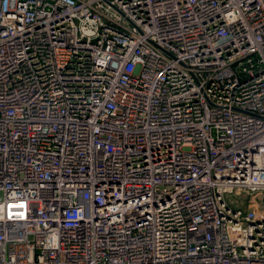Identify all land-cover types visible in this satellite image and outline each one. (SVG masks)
Returning <instances> with one entry per match:
<instances>
[{
	"label": "built area",
	"instance_id": "2783aa9c",
	"mask_svg": "<svg viewBox=\"0 0 264 264\" xmlns=\"http://www.w3.org/2000/svg\"><path fill=\"white\" fill-rule=\"evenodd\" d=\"M0 264H264V0H0Z\"/></svg>",
	"mask_w": 264,
	"mask_h": 264
}]
</instances>
